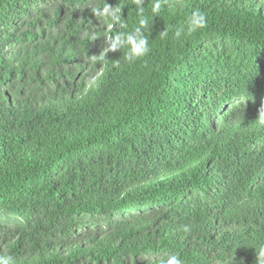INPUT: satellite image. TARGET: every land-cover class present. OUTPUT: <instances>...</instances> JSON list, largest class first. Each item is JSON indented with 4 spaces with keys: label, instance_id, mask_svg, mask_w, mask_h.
I'll return each mask as SVG.
<instances>
[{
    "label": "trees",
    "instance_id": "trees-1",
    "mask_svg": "<svg viewBox=\"0 0 264 264\" xmlns=\"http://www.w3.org/2000/svg\"><path fill=\"white\" fill-rule=\"evenodd\" d=\"M103 2L0 0V255L257 264L264 0H169L155 18L145 0L151 52L132 64L102 54L119 30ZM107 2L131 31L132 0ZM197 9L207 27L177 40Z\"/></svg>",
    "mask_w": 264,
    "mask_h": 264
},
{
    "label": "clouds",
    "instance_id": "clouds-1",
    "mask_svg": "<svg viewBox=\"0 0 264 264\" xmlns=\"http://www.w3.org/2000/svg\"><path fill=\"white\" fill-rule=\"evenodd\" d=\"M169 0H152L151 3V18L158 17L162 11V8L168 4ZM137 10L138 22L131 31H128L129 25L127 21L122 17V7L119 3L113 6L104 0L103 5L99 4L96 7L91 8L92 13L95 15L99 24H103L107 30L119 29L112 35L105 36L104 51L102 54H108L109 52L121 51L123 52L124 59L129 63H135L149 55L151 47L146 32L149 30V17L145 16V0H132ZM207 27V18L205 13L200 10H193L190 15L187 16L184 23L176 27L174 37L179 40L184 36H192L193 34L205 29ZM160 38L165 39L169 36V30L166 28L160 32ZM99 37L97 34H93L92 40L95 41ZM100 54V55H102ZM94 57L96 55H93ZM258 125L264 126V107L259 110L258 119L256 120ZM189 229L184 228L187 232ZM257 264H264V246H261L256 250ZM0 264H14L13 258L10 255H0ZM159 264H183V261L178 253L170 254L166 259H160Z\"/></svg>",
    "mask_w": 264,
    "mask_h": 264
}]
</instances>
